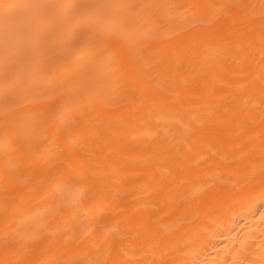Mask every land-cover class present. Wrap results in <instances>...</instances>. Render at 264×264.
Returning a JSON list of instances; mask_svg holds the SVG:
<instances>
[{"label":"bare ground","instance_id":"6f19581e","mask_svg":"<svg viewBox=\"0 0 264 264\" xmlns=\"http://www.w3.org/2000/svg\"><path fill=\"white\" fill-rule=\"evenodd\" d=\"M0 264H264V0H0Z\"/></svg>","mask_w":264,"mask_h":264}]
</instances>
